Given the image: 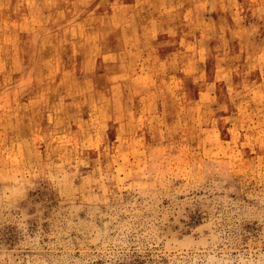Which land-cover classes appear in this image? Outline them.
Returning a JSON list of instances; mask_svg holds the SVG:
<instances>
[{
    "label": "rangeland",
    "instance_id": "374dc122",
    "mask_svg": "<svg viewBox=\"0 0 264 264\" xmlns=\"http://www.w3.org/2000/svg\"><path fill=\"white\" fill-rule=\"evenodd\" d=\"M0 48V264H264V0H1Z\"/></svg>",
    "mask_w": 264,
    "mask_h": 264
},
{
    "label": "bare ground",
    "instance_id": "6f19581e",
    "mask_svg": "<svg viewBox=\"0 0 264 264\" xmlns=\"http://www.w3.org/2000/svg\"><path fill=\"white\" fill-rule=\"evenodd\" d=\"M0 1H1V0H0ZM52 1H53V0H52ZM115 1H116V0H115ZM163 1H164V0H163ZM63 2H64V1H63ZM215 2H216V1H215ZM231 2H232V1H231ZM7 3H8V2H7ZM21 3H22V2H21ZM56 3H57V2H56ZM108 3H109V2H108ZM115 3H116V2H115ZM163 3H164V2H163ZM232 3H233V2H232ZM232 3H231V4H232ZM26 4H27V3H26ZM28 4H29V3H28ZM30 4H31V3H30ZM57 4H58V3H57ZM110 4H111V3H110ZM112 4H113V3H112ZM154 4H155V3H154ZM18 5H19V4H18ZM35 5H36V4H35ZM151 5H152V4H151ZM87 6H88V5H87ZM118 6H119V5H118ZM152 6H153V5H152ZM159 6H160V5H159ZM39 7H40V6H39ZM57 7H58V6H57ZM74 7H75V6H74ZM150 7H151V6H150ZM4 8H5V7H4ZM17 8H18V7H17ZM40 8H41V7H40ZM54 8H55V7H54ZM116 8H117V7H116ZM127 8H128V7H127ZM6 9H7V7H6ZM33 9H34V8H33ZM74 9H75V8H74ZM75 10H76V9H75ZM144 10H145V9H144ZM176 10H177V9H176ZM4 11H5V10H4ZM52 11H53V10H52ZM140 11H142V10H140ZM14 12H15V11H14ZM34 12H36V11H34ZM85 12H86V11H85ZM102 12H103V11H102ZM37 13H38V12H37ZM114 13H115V11H114ZM134 13H135V12H134ZM174 13H175V12H174ZM31 14H32V13H31ZM41 14H42V13H41ZM57 14H59V13H56V15H57ZM61 14H62V13H61ZM61 14H60V15H61ZM83 14H84V13H83ZM177 14H178V13H177ZM36 15H37V14H36ZM96 15H97V14H96ZM129 15H131V13H130ZM168 15H169V14H168ZM174 15H175V14H174ZM99 16H100V15H99ZM127 16H128V14H127ZM134 16H135V14H134ZM57 17H59V15H58ZM60 17H61V16H60ZM60 17H59V18H60ZM89 17H90V16H89ZM101 17H102V16H101ZM120 17H121V16H120ZM7 18H8V16H7ZM85 18H86V17H85ZM87 18H88V17H87ZM99 18H100V17H99ZM99 18H98V19H99ZM107 18H108V16H107ZM122 18H123V16H122ZM14 19H15V18H14ZM52 19H53V18H52ZM65 19H66V18H65ZM98 19H97V20H98ZM100 19H101V18H100ZM111 19H112V18H111ZM127 19H129V18H127ZM131 19H132V16H131ZM147 19H148V18H147ZM171 19H172V18H171ZM191 19H192V18H191ZM67 20H68V19H67ZM88 20H89V19H88ZM95 20H96V19H95ZM181 20H182V19H181ZM31 21H32V20H31ZM35 21L37 22V20H35ZM112 21H113V19H112ZM129 21H130V20H128V22H129ZM172 21H173V20H172ZM182 21H184V20H182ZM196 21H197V20H196ZM196 21H195V23H197ZM221 21H222V20H221ZM63 22H65V21H63ZM130 22L132 23V21H130ZM162 22H164V21H162ZM8 23H9V22H8ZM8 23H7V24H8ZM15 23H16V22H15ZM38 23H39V22H38ZM59 23H60V22H59ZM59 23H58V24H59ZM108 23H109V22H108ZM195 23H194V24H195ZM3 24H4V23H3ZM19 24H20V22H19ZM23 24H24V23H23ZM81 24H82V23H81ZM103 24H104V23H103ZM182 24H183V23H182ZM8 25H9V24H8ZM11 25H12V24H11ZM13 25H14V23H13ZM17 25H18V24H17ZM104 25H105V24H104ZM104 25H103V26H104ZM124 25H125V24H124ZM129 25H130V24H129ZM158 25H159V24H158ZM19 26L21 27V25H19ZM71 26H72V25H71ZM99 26H100V28H101V25H99ZM103 26H102V27H103ZM163 26H164V25H163ZM198 26H199V25H198ZM23 27H24V26H23ZM31 27H32V26H31ZM157 27H158V26H157ZM159 27H160V26H159ZM167 27H168V26H167ZM170 27H171V26H170ZM207 27H208V26H207ZM218 27H219V26H218ZM3 28L5 29V27H3ZM17 28H18V27H17ZM21 28H22V27H21ZM25 28H26V26H25ZM43 28H44V27H43ZM70 28H71V27H70ZM73 28H74V27H73ZM111 28H112V27H111ZM130 28H131V27H130ZM160 28H161V27H160ZM165 28H166V27H165ZM196 28H197V27H196ZM200 28H201V27H200ZM210 28H212V27H210ZM214 28H215V27H214ZM7 29H9V28H7ZM11 29H12V28H11ZM22 29H23V28H22ZM40 29H41V28H40ZM65 29H66V28H65ZM131 29H132V28H131ZM131 29H130V30H131ZM191 29H192V28H191ZM193 29H195V28H193ZM15 30H16V29H15ZM17 30H18V29H17ZM77 30H78V29H77ZM99 30H100V29H99ZM110 30H111V29H110ZM112 30H113V29H112ZM22 31H23V30H22ZM28 31H29V30H28ZM169 31H170V30H169ZM36 32H37V31H36ZM132 32H134V31H132ZM165 32H166V30H165ZM170 32H171V31H170ZM46 33H47V32H46ZM99 33H100V32H99ZM173 33H174V32H173ZM53 34H54V33H53ZM53 34H52V35H53ZM170 34H172V32H171ZM181 34H182V33H181ZM183 34H184V33H183ZM188 34H189V33H188ZM2 35H4V34H2ZM7 35H8V34H7ZM102 35H103V34H102ZM133 35H134V33H133ZM150 35H151V34H150ZM14 36H16V35H14ZM39 36H40V35H39ZM62 36H63V35H62ZM130 36H131V35H130V33H129V37H130ZM4 37H5V35H4ZM4 37H3V38H4ZM9 37H10V36H9ZM9 37H8V38H9ZM8 38H7V39H8ZM58 38H59V37H58ZM102 38H103V37H102ZM131 38H132V36H131ZM150 38H151V37H150ZM180 38H181V37H180ZM183 38H184V37H183ZM9 39H10V38H9ZM16 39H17V38H16ZM56 39H57V38H56ZM186 39H187V38H186ZM76 40H77V39H76ZM99 40H100V39H99ZM99 40H98V41H99ZM150 40H151V39H150ZM5 41H6V40H5ZM10 41H11V40H10ZM193 41H194V40H193ZM197 41H198V40H197ZM242 41H243V40H242ZM247 41H248V40H247ZM2 42H3V40H2ZM7 42H8V41H7ZM14 42H15V41H14ZM43 42H44V41H43ZM69 42H70V41H69ZM71 42H72V40H71ZM78 42H80V41H78ZM139 42H140V41H139ZM184 42H185V41H184ZM244 42H245V41H244ZM62 43H63V42H62ZM76 43H77V42H76ZM128 43H129V41H128ZM186 43H187V42H186ZM224 43H225V42H224ZM236 43H237V42H236ZM130 44H131V43H130ZM157 44H158V43H157ZM159 44H160V43H159ZM166 44H168V43H166ZM198 44H199V42H198ZM242 44H243V43H242ZM242 44H241V45H242ZM245 44H246V43H244V45H245ZM16 45H17V44H16ZM82 45H83V44H82ZM168 45H169V44H168ZM216 45H217V44H216ZM226 45H227V44H226ZM250 45H251V43H250ZM10 46H11V45H10ZM50 46H51V45H50ZM252 46H253V45H252ZM252 46H251V47H252ZM5 47H6V46H5ZM14 47H15V44H14ZM53 47L55 48V46H53ZM86 47H87V46H86ZM88 47H89V46H88ZM128 47H129V46H128ZM192 47H193V46H192ZM9 48H10V47H9ZM54 48H53V49H54ZM74 48H75V47H74ZM106 48H107V47H106ZM108 48H109V47H108ZM126 48H127V47H126ZM171 48H172V47H171ZM244 48H245V46H244ZM0 49H1V48H0ZM11 49H13V48H11ZM15 50L17 51V49H15ZM126 50H127V49H126ZM237 50H238V49H237ZM23 51H24V50H23ZM55 51H56V50H55ZM74 51H75V49H74ZM83 51H84V50H83ZM201 51H202V50H201ZM4 52H6V51H4ZM4 52L2 51V53H4ZM13 52H14V51H13ZM81 52H82V50H81ZM81 52H80V53H81ZM104 52H105V51H104ZM106 52H107V51H106ZM136 52H137V51H136ZM142 52H143V51H142ZM190 52H191V51H190ZM202 52H203V51H202ZM202 52H201V53H202ZM233 52H234V51H233ZM235 52H236V51H235ZM7 53H8V52H7ZM74 53H75V52H74ZM175 53H176V52H175ZM252 53H253V52H252ZM14 54H15V53H14ZM253 54H254V53H253ZM5 55H6V54H5ZM83 55H84V54H83ZM258 55H259V54H258ZM262 55H263V54H262ZM262 55H261V56H262ZM3 56H4V55H3ZM36 56H37V55H36ZM187 56H188V55H187ZM197 56L199 57L198 53H197ZM215 56H216V55H215ZM255 56H256V54H255ZM45 57H47V56H45ZM247 57H248V56H247ZM247 57H246V58H247ZM259 57H260V56H259ZM79 58H80V57H79ZM249 58H250V57H249ZM252 58H253V57H252ZM257 58H258V57H257ZM257 58H256V62H257V60H258ZM260 58H261V57H260ZM82 59H83V58H82ZM188 59H189V58H188ZM263 59H264V58H263ZM189 60H190V59H189ZM248 60H249V59H248ZM252 60H253V59H252ZM79 61H80V60H79ZM81 61H82V60H81ZM258 61H259V60H258ZM260 61H261V62H262V61L264 62V60H260ZM4 62H5V61H4ZM254 62H255V61H254ZM254 62H253V63H254ZM261 62H260V65H262ZM246 63H247V62H246ZM257 63H258V62H257ZM84 64H85V63H84ZM254 64H255V63H254ZM263 64H264V63H263ZM79 65H80V64H79ZM121 65H122V63H121ZM123 65H124V64H123ZM123 65H122V66H123ZM118 66H119V65H118ZM123 67H125V66H123ZM256 68H257V67H256ZM7 75H8V74H7ZM8 77H9V76H8ZM82 80H83V79H82ZM89 84H90V83H89ZM76 86H77V85H76ZM111 86H112V85H111ZM135 86H137V85H135ZM85 87H86V86H85ZM129 87H130V86H129ZM87 88H88V87H87ZM134 88H135V87H134ZM142 88H143V87H142ZM88 90H90V89H88ZM136 90H137V89H136ZM155 92H156V90H155ZM72 100H73V99H72ZM78 102H79V101H78ZM71 104H72V103H71ZM74 104H75V103H74ZM74 104H73V105H74ZM76 105H77V104H76ZM74 107H75V106H74ZM70 113H71V112H70ZM67 114H68V113H67ZM65 115H66V114H65Z\"/></svg>",
    "mask_w": 264,
    "mask_h": 264
}]
</instances>
